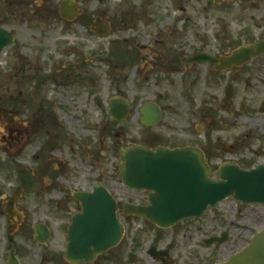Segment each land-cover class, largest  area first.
I'll use <instances>...</instances> for the list:
<instances>
[{"label": "rangeland", "instance_id": "obj_1", "mask_svg": "<svg viewBox=\"0 0 264 264\" xmlns=\"http://www.w3.org/2000/svg\"><path fill=\"white\" fill-rule=\"evenodd\" d=\"M155 1L153 8L140 9V0H90L89 11H101L108 17L112 31L107 35L92 33L81 20L74 26L57 25L60 33L57 26L51 32L47 21H30L27 29L17 28L19 40L0 56V196H10L21 185L32 189L31 181L42 195L54 193L58 199L63 198L65 188L70 192L91 190L102 181L120 203L143 202L148 193H135L122 183L118 172L122 148L156 147L161 140L167 146L180 147L193 135H206L208 141L227 136L225 127L204 131L202 126L205 120L200 109H211L209 97L215 94L206 86L207 70L202 67L197 76L196 71L184 74L156 68L163 60L155 50L157 38L167 28H175L167 51L213 54L257 42L264 31L252 27L245 10L213 6L214 0H208L209 8L206 0H188L182 14L173 12L176 8L169 0ZM156 15L158 22L154 21ZM248 29L254 38L245 33ZM251 63H264V56ZM188 79L195 84L185 89ZM250 95L244 99L250 101ZM115 96L132 104L124 122L111 115L109 103ZM148 101L160 103L164 109L157 127L141 123L140 109ZM260 102L253 99L250 109ZM8 129L16 130L15 136L24 132V144L11 147L9 136L3 137L9 135ZM252 144L262 149L263 155L253 161L257 164L264 160V139ZM23 178L28 182L23 183ZM259 213H264L263 205L245 206L231 198L209 209L204 217L187 219L165 231L134 218L127 223V238L131 248L143 245L138 264H152L146 250L158 235L165 244L176 232L180 236L174 253L177 258L188 256L189 261L193 256L188 252H210L209 264H218L250 242L258 230L253 217ZM2 230L0 223V254L5 255ZM187 230L192 235L188 239L182 235ZM227 231L228 242L203 249L207 237L210 240ZM63 240V234L56 235L50 248L60 249ZM179 261L183 264L184 260Z\"/></svg>", "mask_w": 264, "mask_h": 264}, {"label": "flooded vegetation", "instance_id": "obj_2", "mask_svg": "<svg viewBox=\"0 0 264 264\" xmlns=\"http://www.w3.org/2000/svg\"><path fill=\"white\" fill-rule=\"evenodd\" d=\"M89 1L0 0V29L8 32L14 40H19L17 28L27 29L30 21L32 24H43L47 21L48 29L53 32L52 28L57 25L59 26L61 23L65 24V26H74L81 20L89 26L92 33H96V21L100 17L106 19L108 17H105V14L101 13V11H89L86 8ZM150 1L140 0L139 4L141 5L139 8L143 9L150 6L153 8L156 1L153 0V5H151ZM169 1L171 7L176 8L173 12L179 10L182 14L187 11L188 0ZM206 1L208 2V0ZM209 2L206 8H209ZM213 2V6L226 5L229 8H241L245 10L246 15L248 14V19L252 21V27L257 26L258 29L264 31V0H214ZM158 18L159 16L156 15L154 21L158 22ZM58 26L56 30L60 33ZM186 28L190 29V27ZM177 30L175 28H167L162 32L165 34L161 33L160 37L157 38L155 44L157 49L155 50L162 56L163 60L156 65V68L160 67V69L167 72L169 69L175 72L181 71L184 74H191L192 71H196L198 76L201 73L202 67H204L207 70L205 75L207 79L205 80L206 86L215 90V94L213 93L209 97L208 102L211 104V109H207V111L200 109L202 111L201 117L205 120V125L202 124L203 129L204 131L207 128L215 130L219 128L221 130V128L225 127V134H227L226 137H210L209 141L206 135L203 138L200 135H193L191 137L188 135L190 139L184 145L201 148L206 161L212 168L216 165L218 167L222 164L235 163L244 169H248L264 163V160L257 164L253 162L263 154L260 147L255 149L254 144H252L254 141L259 142L261 139H264V119L261 117L264 114V63L252 64L249 62L243 66L225 67L222 61L231 57L240 46L235 48L228 47L229 49L227 48L223 52L219 51L213 54L206 50L190 54L181 53L180 51H167L171 42H173L174 33L171 32ZM245 33H248L251 38L255 37V34L249 29L245 30ZM261 40H264V33L258 41ZM202 54L215 59L216 63L192 61L193 58ZM194 84L192 79L185 80V89L187 86L190 88ZM241 86L244 88L243 90L240 88ZM249 94H251V99L247 101L244 99V96L248 97ZM255 98L260 99L261 102L256 109L252 108V110L249 103H253V99ZM161 109L164 113L162 106ZM220 124L224 125L221 126ZM230 130L235 131L232 132ZM261 131L263 134L258 133ZM7 132L9 135L5 134L3 136L4 140L9 136L7 140L8 142L11 141L14 147L24 144V132L16 136L14 135L16 130L12 129L10 131L8 129ZM252 146H254V149L250 148ZM26 180L23 178V183L28 182ZM33 183L29 182V186L32 189L26 185H21L10 196L5 198L2 195L0 196V223L3 226L2 233L5 235L3 242L5 244L4 251L6 252V259L5 255L0 254V264H9L12 257L11 253H13L19 264H73L67 260L66 255L70 243L69 227L73 222V217L83 211L81 203L75 198L77 192H70L68 188H65L62 194L63 198L57 199L54 193L46 196L42 195V191L35 188ZM97 183L102 184V181ZM52 186L58 187L55 184H52ZM36 187H39V184ZM93 189L80 192H92ZM30 190L32 191L29 196ZM139 204L145 205L147 203L143 201L139 202ZM40 216L43 217L40 218ZM117 216L124 227V234L121 236L120 243L108 252L95 254V259L89 264H138L140 257L138 253L144 252L141 249L143 245L141 244L139 249L136 245L131 248L127 238L129 228L127 223L135 217L127 215L125 209L121 206L118 208ZM253 221L255 222L254 226L258 228L256 233L264 230V213L255 215ZM223 233L220 236L211 237L210 240L221 239ZM59 234L64 235V242L60 243L62 244L60 249L53 251L50 248L51 241ZM182 235L186 236L187 239L189 236H192L189 230L185 231ZM170 236L171 240L164 244L163 238L158 235L148 246L146 255L152 264H180L179 258L182 261L184 260L183 264H209L211 258L210 252L207 255L194 254L193 251L188 252V254L193 256V259L190 258L189 261H186L188 256L185 259L182 256L177 258L174 253L177 250L176 240L180 236L178 232H176L175 236L173 234ZM210 240L207 237L204 241V250L206 249L205 247L210 248ZM217 244L215 241L214 245ZM92 251L94 250L92 249ZM79 264L88 263L83 260Z\"/></svg>", "mask_w": 264, "mask_h": 264}, {"label": "water", "instance_id": "obj_3", "mask_svg": "<svg viewBox=\"0 0 264 264\" xmlns=\"http://www.w3.org/2000/svg\"><path fill=\"white\" fill-rule=\"evenodd\" d=\"M98 21L97 34H109L111 28L106 21L101 18ZM13 42L14 38L0 29V53ZM263 55L264 41H261L235 50L222 63L230 68ZM192 61L212 64L216 60L202 54ZM110 105L111 115L118 122L127 120L131 109L127 100L115 96ZM140 111L144 126L157 127L162 120V110L154 103H145ZM120 161L119 174L125 186L150 193L149 205L125 204L126 214L144 217L164 230L188 218L202 217L209 207L215 208L230 197L245 205H264V164L251 170H244L235 163L224 164L213 179L204 153L197 147L171 150L161 146L153 150L142 145L122 148ZM75 197L81 202L83 212L73 217L69 227L66 258L73 264L83 260L89 264L95 254L108 252L120 243L124 227L116 215V200L101 184L96 185L92 193H76ZM215 241L219 244L227 242L228 234L210 240V244ZM11 255L9 264H19L13 253ZM222 264H264V231L255 235L243 251Z\"/></svg>", "mask_w": 264, "mask_h": 264}]
</instances>
